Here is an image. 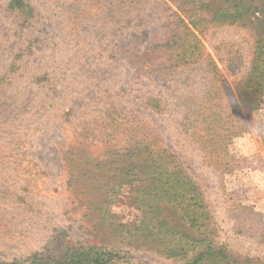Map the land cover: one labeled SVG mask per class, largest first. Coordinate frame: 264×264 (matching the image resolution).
Returning <instances> with one entry per match:
<instances>
[{"label":"rangeland","instance_id":"374dc122","mask_svg":"<svg viewBox=\"0 0 264 264\" xmlns=\"http://www.w3.org/2000/svg\"><path fill=\"white\" fill-rule=\"evenodd\" d=\"M262 19L0 0V264H264Z\"/></svg>","mask_w":264,"mask_h":264},{"label":"trees","instance_id":"16d2710c","mask_svg":"<svg viewBox=\"0 0 264 264\" xmlns=\"http://www.w3.org/2000/svg\"><path fill=\"white\" fill-rule=\"evenodd\" d=\"M229 9L230 8L227 9L225 7H221L220 9L217 10V12L215 14L219 15V17H226L230 14V16H229L230 18H233L234 20L243 22L246 20V18H247V20H249V15L252 12L251 11L252 8H250L247 4L234 8L233 13H230ZM260 29L262 31V34H260V36L262 38L260 40H262V41H260L259 46H258V48H259L258 54L261 53V51H263V47H264V44H263V42H264V19H262V23H260ZM142 61L144 62L143 63L144 67L148 68L149 60H148L147 54L142 56ZM0 83H1V80H0ZM9 94L10 93L8 91L7 92L2 91L1 86H0V104L3 100H6L7 102H11V103L15 102L11 99V97H8ZM0 107H1V105H0ZM12 114H14V111L12 112ZM10 121H11V117L5 119V118L0 116V128H2V127L8 128L10 126ZM5 133H6L5 130L0 129V140L2 139L1 137L5 135ZM90 254H91V252H89L88 254H84L82 256L87 259V258L91 257ZM84 264H86V263H84ZM89 264H100L99 259L98 258L93 259Z\"/></svg>","mask_w":264,"mask_h":264}]
</instances>
